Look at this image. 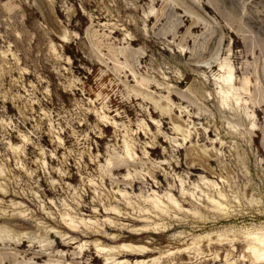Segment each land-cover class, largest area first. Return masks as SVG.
Wrapping results in <instances>:
<instances>
[{
  "label": "rangeland",
  "instance_id": "1",
  "mask_svg": "<svg viewBox=\"0 0 264 264\" xmlns=\"http://www.w3.org/2000/svg\"><path fill=\"white\" fill-rule=\"evenodd\" d=\"M263 250L264 0H0V264Z\"/></svg>",
  "mask_w": 264,
  "mask_h": 264
},
{
  "label": "bare ground",
  "instance_id": "2",
  "mask_svg": "<svg viewBox=\"0 0 264 264\" xmlns=\"http://www.w3.org/2000/svg\"><path fill=\"white\" fill-rule=\"evenodd\" d=\"M223 81L225 82V84L227 85V86H232V84H231V75L230 74H228L226 77H224L223 78ZM224 93H225V91H224ZM71 244V243H70ZM119 247L120 248H122L123 250H125L128 254H136L135 252H134V249H135V247H131V246H129V244H124V243H122V244H120L119 245ZM114 250V248L112 249L111 247H108V248H106V247H102V248H100V250ZM116 249V248H115ZM142 249V248H141ZM143 250V249H142ZM264 251V250H263ZM259 255V254H258ZM256 259V258H255ZM257 259L259 260L257 263H264V261H262L261 259H263V257H261L260 255H259V257H257ZM261 260V261H260ZM257 260H255V262H256Z\"/></svg>",
  "mask_w": 264,
  "mask_h": 264
}]
</instances>
